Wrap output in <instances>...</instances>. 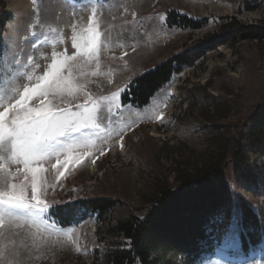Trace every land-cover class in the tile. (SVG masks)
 <instances>
[{
  "label": "rangeland",
  "instance_id": "374dc122",
  "mask_svg": "<svg viewBox=\"0 0 264 264\" xmlns=\"http://www.w3.org/2000/svg\"><path fill=\"white\" fill-rule=\"evenodd\" d=\"M247 1L251 0H96L93 18L91 0H0V13L9 17L0 27V111L14 103L25 86L34 85L54 59L75 56L66 62L73 93L48 100L54 108L73 112L95 105L99 125L85 129L93 133V144L86 155L83 148L73 153L82 156L78 163L66 166L67 155L59 164L55 156L42 162L40 192L47 222L5 219L0 227V264H92L97 216L63 225L51 213L56 205L107 196L139 207L135 213L143 217L160 185H178L176 176L184 165L230 146V125L250 116L264 93V40L207 50L174 75L146 107L124 104L122 97L135 77L192 47L225 17L263 19L264 0L256 2L255 9ZM173 10L208 17L210 25L199 30L171 26L168 16ZM93 24L100 35L98 51L85 57L73 41ZM204 88L219 100L196 102L192 97L205 95ZM30 106H39V100L33 99ZM225 161L236 201L244 197L259 210L263 186L240 180L233 162L228 157ZM10 171L12 183L24 186L31 198V173L22 164L11 165ZM240 216L236 208L222 244L196 264H264L263 245L248 252L242 248Z\"/></svg>",
  "mask_w": 264,
  "mask_h": 264
},
{
  "label": "trees",
  "instance_id": "16d2710c",
  "mask_svg": "<svg viewBox=\"0 0 264 264\" xmlns=\"http://www.w3.org/2000/svg\"><path fill=\"white\" fill-rule=\"evenodd\" d=\"M258 1L261 0L247 1V5L255 9ZM8 18L0 13V27ZM224 19L192 47L135 77L122 102L146 107L174 75L192 66L207 50L224 44L236 46L244 40H264V18L255 22L237 16ZM168 21L171 26L192 30L210 25L208 17L194 18L175 10L169 12ZM1 44L0 35V56ZM197 97L192 98L196 102L199 98L219 100L206 89L205 95ZM230 127V146L224 145L205 158L184 165L176 176L178 185H160L143 217L135 213L139 207L107 196L62 203L51 213L63 225H71L89 214L97 216L92 264H196L222 244L236 208L241 214L242 248L248 252L251 247L264 246V201L259 210L244 197L236 201L225 170L228 157L240 180L264 188V93L251 115Z\"/></svg>",
  "mask_w": 264,
  "mask_h": 264
},
{
  "label": "snow or ice",
  "instance_id": "6c2138e0",
  "mask_svg": "<svg viewBox=\"0 0 264 264\" xmlns=\"http://www.w3.org/2000/svg\"><path fill=\"white\" fill-rule=\"evenodd\" d=\"M95 2L91 0L93 18L96 16ZM99 39L100 35L93 24L74 39L73 47L81 55L92 57L98 51ZM67 59L75 60V56L65 60L54 59L47 72L38 77L34 85L25 86L14 103L0 111V227H3L5 219H29L34 224L46 223V207L40 192V174L44 171L42 162L55 156L59 164L61 156L67 155L64 161L66 166L78 163L82 156H74L73 153L83 148L86 155L89 145L93 144V133L85 129L99 128L95 105L91 109L79 106L82 110L73 112L71 109L54 108L48 100L50 96L73 93ZM28 80L31 81L32 77L29 76ZM33 99L39 100V106H30ZM10 113L12 116L8 119ZM5 151L8 152L7 156L2 154ZM20 164L32 176L31 198H28L24 186L12 183L14 176L10 166Z\"/></svg>",
  "mask_w": 264,
  "mask_h": 264
}]
</instances>
